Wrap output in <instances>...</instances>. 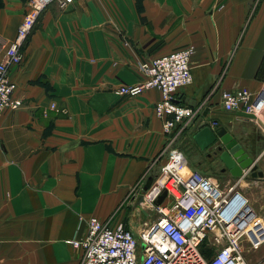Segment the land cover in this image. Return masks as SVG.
Masks as SVG:
<instances>
[{
    "label": "crops",
    "instance_id": "crops-1",
    "mask_svg": "<svg viewBox=\"0 0 264 264\" xmlns=\"http://www.w3.org/2000/svg\"><path fill=\"white\" fill-rule=\"evenodd\" d=\"M29 3L0 0V40L15 38ZM189 44L193 81L175 96L197 113L177 124V144L189 168L222 190L236 185L264 218V175L246 168L234 176L193 138L201 121H217L264 172V121L221 102L224 89L247 88L261 109L264 0L52 1L10 68L23 104L0 114V264H80L82 249L70 239L86 234L93 215L135 232L154 223L139 187L165 161L155 112L162 91L117 89L145 78L141 60ZM4 52L0 44V60Z\"/></svg>",
    "mask_w": 264,
    "mask_h": 264
},
{
    "label": "built area",
    "instance_id": "built-area-1",
    "mask_svg": "<svg viewBox=\"0 0 264 264\" xmlns=\"http://www.w3.org/2000/svg\"><path fill=\"white\" fill-rule=\"evenodd\" d=\"M52 1L65 7L74 0H30L15 38L0 40L5 48L0 60V114L23 104V98L13 96L16 83L10 78V68L21 63L22 49L42 11ZM195 51V45L189 44L141 60L139 68L145 78L117 89L129 95L155 86L162 91L155 112L163 120L167 134L162 151L165 161L151 185L146 190L139 187L143 189L141 203L153 208L156 220L135 232L123 221L113 223L91 216L86 234L70 239L82 249L80 264H250L244 254L246 243L255 249L264 242L262 218L249 199L236 185L222 190L213 177L189 168L188 157L177 144V124L184 119L190 121L197 113L193 106L178 102L175 96L180 87L193 81L191 57ZM221 98L225 110L255 113L264 121V94L259 111L254 108L252 91L247 88L224 89ZM208 122L220 126L217 121ZM164 191L167 194L159 201ZM207 237L218 247L211 256L202 249Z\"/></svg>",
    "mask_w": 264,
    "mask_h": 264
},
{
    "label": "water",
    "instance_id": "water-1",
    "mask_svg": "<svg viewBox=\"0 0 264 264\" xmlns=\"http://www.w3.org/2000/svg\"><path fill=\"white\" fill-rule=\"evenodd\" d=\"M242 114L257 117V114L241 111ZM193 138L201 149H212L210 155H218L221 161L224 162L225 168L230 172L240 177L245 173V169L251 170V176H263L264 172L258 168V164L254 158L246 151L242 142L234 136V134L225 126L212 128L208 121H201L194 128ZM154 180V176H150L146 181L143 189L146 190ZM164 191L159 201H162L165 195Z\"/></svg>",
    "mask_w": 264,
    "mask_h": 264
},
{
    "label": "rangeland",
    "instance_id": "rangeland-1",
    "mask_svg": "<svg viewBox=\"0 0 264 264\" xmlns=\"http://www.w3.org/2000/svg\"><path fill=\"white\" fill-rule=\"evenodd\" d=\"M214 158H216L217 161H219V160L221 161V159L219 158L218 155L214 156ZM216 168H218V167L213 163L210 167V170L216 171ZM210 173H212V172H210ZM236 189H239V188L236 187ZM249 203L253 207L255 212L259 216H261L262 221L264 223V218L262 217V215L258 211L257 207L254 206V204L251 203L250 201H249ZM216 248H218V247L215 245H212L210 243V237H207L202 243V249L208 256H211L213 254V252L216 250ZM244 254H245V257L247 258V260L249 261L250 264H264V242L258 248H255V249H251L250 243L247 242Z\"/></svg>",
    "mask_w": 264,
    "mask_h": 264
},
{
    "label": "trees",
    "instance_id": "trees-1",
    "mask_svg": "<svg viewBox=\"0 0 264 264\" xmlns=\"http://www.w3.org/2000/svg\"><path fill=\"white\" fill-rule=\"evenodd\" d=\"M206 254V253H205Z\"/></svg>",
    "mask_w": 264,
    "mask_h": 264
}]
</instances>
